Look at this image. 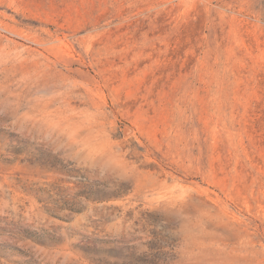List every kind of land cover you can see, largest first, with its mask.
I'll return each mask as SVG.
<instances>
[{"label": "rangeland", "instance_id": "374dc122", "mask_svg": "<svg viewBox=\"0 0 264 264\" xmlns=\"http://www.w3.org/2000/svg\"><path fill=\"white\" fill-rule=\"evenodd\" d=\"M153 231L264 264V0H0V264Z\"/></svg>", "mask_w": 264, "mask_h": 264}, {"label": "trees", "instance_id": "16d2710c", "mask_svg": "<svg viewBox=\"0 0 264 264\" xmlns=\"http://www.w3.org/2000/svg\"><path fill=\"white\" fill-rule=\"evenodd\" d=\"M153 240L148 244V249L143 254L139 255L136 246H130L127 241H119L122 247H113L105 249L101 254L106 258H113L115 261L109 264H167L166 262L172 259L175 244L166 240L160 232L153 231ZM106 243V242H103Z\"/></svg>", "mask_w": 264, "mask_h": 264}, {"label": "water", "instance_id": "95a60500", "mask_svg": "<svg viewBox=\"0 0 264 264\" xmlns=\"http://www.w3.org/2000/svg\"><path fill=\"white\" fill-rule=\"evenodd\" d=\"M124 130H125V133L127 134V133H130L132 129L128 126H124Z\"/></svg>", "mask_w": 264, "mask_h": 264}]
</instances>
